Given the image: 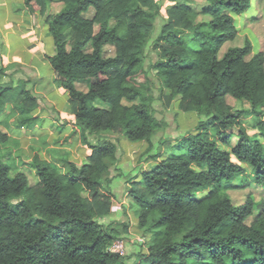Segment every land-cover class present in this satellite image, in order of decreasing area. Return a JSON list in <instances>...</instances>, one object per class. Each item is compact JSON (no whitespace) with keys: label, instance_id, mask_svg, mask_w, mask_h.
<instances>
[{"label":"trees","instance_id":"16d2710c","mask_svg":"<svg viewBox=\"0 0 264 264\" xmlns=\"http://www.w3.org/2000/svg\"><path fill=\"white\" fill-rule=\"evenodd\" d=\"M53 1L24 5L49 24L54 82L68 91L73 121L92 151L82 165L37 154L31 163L37 181L24 170L11 175V166L0 159V264L123 263L124 255L111 250L117 233L99 221L112 210L110 167L122 152L120 137L110 136L146 140L152 147V85L168 89L183 110L201 119L198 131L179 137L163 158L149 149L147 160L156 165L142 170L126 194L140 226L154 233L148 264H264V199L249 191L245 202L235 204L229 194L254 184L264 188V51L253 53L246 39L222 52L238 36L235 15L248 10L251 0H208L210 19L197 22L198 10L178 3L151 41L158 56L149 65L153 13L142 0H59L64 8L51 15ZM90 6L96 13L86 17ZM109 42L115 43L114 57L103 56ZM8 90L0 84V112L12 100ZM18 96V126L35 123L23 114L40 105L39 96L27 88ZM228 96L248 101L251 110L236 109ZM96 99L109 107L95 105ZM253 113L260 134L252 135L242 121ZM8 139L0 127V142Z\"/></svg>","mask_w":264,"mask_h":264},{"label":"rangeland","instance_id":"374dc122","mask_svg":"<svg viewBox=\"0 0 264 264\" xmlns=\"http://www.w3.org/2000/svg\"><path fill=\"white\" fill-rule=\"evenodd\" d=\"M258 1L259 0H252L251 7L248 10L249 12L246 15V18L241 20V18L239 19L236 16L234 17L235 24L237 28H239L238 36L235 39L226 42L222 48V52H224L229 46L244 44L246 39L251 42L253 53L256 52V47L257 49H260L257 44H254V48L252 40H250L251 38L255 39L253 35L255 32L253 29L256 24L255 22H260L261 20V18L258 17ZM178 3H187L195 10H198V16L195 18V22L210 19L209 13L206 11L209 4L208 0H142L143 8L153 13V27L149 37L150 43L146 47V65H149V62L151 60H155L158 56L151 41L159 35L161 27L165 23H168L170 10ZM64 6L65 4L63 1L55 0L51 4L49 13L51 15L56 14L64 8ZM6 12H8V16L11 21L16 22L19 17H22L23 20L25 19L27 22L33 24L32 19L29 18V13L26 11L24 3L19 0H6L3 5H0V19L6 14ZM95 13L96 9L94 6H90L88 10L83 12L86 17H93ZM39 15L40 17L45 18L44 15ZM115 24L116 21L111 19L110 27H113ZM240 28L245 32L244 35H246L242 37V39L239 37L241 35ZM261 30H263V28H261ZM193 35L194 33L191 30H187L185 32V36L187 38H191ZM50 38V40H47V43H49V53L51 47H53V50L55 51V44L51 34ZM86 50L91 51L92 45H88ZM115 55V43L109 42L105 44L103 47V56L114 57ZM38 59L37 55V62L39 61ZM50 66L51 63L48 62V65L42 67V71L44 73L49 72L51 70ZM152 73V76L154 77L155 70H152ZM13 74L14 72L12 74L11 72L9 74L7 73L6 77L2 78L3 75L0 71V84L8 86V92L11 94L12 98H15L17 95L16 93L22 86L14 87L13 82L10 83V85L9 83L7 84L4 82V80H10V78H13ZM36 82L37 81L33 80L32 83ZM82 87L84 86L82 85ZM39 90V103L45 106L44 109H46V113L50 116L46 118V121L52 122L53 127L57 128L58 131H54V134H44L43 132L38 134L40 137L39 139L36 138L37 142L31 141L34 146L33 151L36 152V154H38V151H41L40 157L44 160L52 162H56L62 158H67L75 161L79 165L86 163L89 159V155H91L92 149L85 142L81 129L77 127L73 121V115L69 110L68 92L63 87L57 86V84L52 80H50L48 85H45L43 89L39 88ZM31 91L33 92V90ZM148 94H153L154 96L152 101V111L155 115V131L152 137V147L146 140L130 141L118 134H114L115 136L111 134L110 136L115 140V137H120L119 144L122 152L119 153V159L112 160L110 167V176L113 177L111 191L116 193V197L113 198L112 210L110 214L100 218L99 221L102 222L105 227L107 226L117 233L118 237L115 242H121L123 244L124 253L122 255H124L125 258L122 264H148L146 256L148 254L149 246L152 243L154 233L146 227L140 226L139 218L135 210L130 207L126 194L128 193L132 181L137 176L141 175L142 170L150 169L156 165L155 159L147 160L149 149H151V151L157 150L159 153L158 158H163L165 155L173 151L174 145L180 141L178 140L179 137L185 135L186 133H195L198 131L197 124L201 119L200 115L196 111L183 110L180 107V98L178 96H173L168 89L162 87L161 85H152L151 91L148 92ZM18 98L19 96H17L16 100H13L14 107H11L12 114H16L18 112L15 108ZM227 101L236 109L251 110V106L248 101L239 100L232 96H228ZM93 103L98 106L109 107L108 104L100 99L94 100ZM6 105L0 112V119L5 115L7 117L6 122L5 124L0 123V125H7L9 131L11 132V137L6 142H0V159L11 166V175H14L18 170H24L28 171L29 175L37 181L38 176L33 165H27V159L29 156H27L25 151H21L22 149H20V141L17 139L22 137L15 135V130H17L16 128L20 127L18 126V122H16L18 121L17 118L19 117V113L15 117L16 119L12 120L10 118L12 114H6ZM260 114L264 116V112H261ZM257 116L258 115L256 113H253L242 118L243 123L248 127L249 132L252 135L260 134L259 128L256 125ZM36 121L35 123L34 121H28L25 125L27 128L30 127L33 129L35 128L34 126L36 123H38L37 125H42L40 118L37 122ZM68 124L72 125V129L65 133L62 130L64 125L66 127H70ZM2 126L0 127L2 128ZM2 129L6 131L5 128ZM89 138L92 141H95L97 136L96 134H91ZM261 139L264 142V138L262 137ZM233 141L235 142L236 138H234ZM29 142L30 141L27 139L22 140L21 143L23 147H27ZM221 147L230 150V147L227 145L221 144ZM234 160H236L235 157ZM245 166L247 173L251 174V167L249 165ZM239 181L240 179H237L235 182L239 183ZM78 188L84 197L91 198L92 194L90 190L84 187V185L78 184ZM249 191L254 193L257 201L264 199V188L255 184L252 185L251 188L231 190L229 191V194L235 204H241L245 202Z\"/></svg>","mask_w":264,"mask_h":264},{"label":"crops","instance_id":"0c3cea01","mask_svg":"<svg viewBox=\"0 0 264 264\" xmlns=\"http://www.w3.org/2000/svg\"><path fill=\"white\" fill-rule=\"evenodd\" d=\"M5 1L6 0H0V5H3ZM19 1L24 3V0H19ZM251 4H252V0H251ZM250 7L248 8V10L250 9ZM258 9H259L258 17L261 18V20L260 22L259 21L255 22L256 24L253 27V29L255 30V32L253 33L255 39L251 38L250 40H252L253 46L254 44L255 45L257 44L260 47V49L259 48L257 49L256 47L255 49L256 52L254 53L264 51V0L258 1ZM248 10H246L242 14L235 16L243 20L244 18L247 17L246 15L249 12ZM29 18L32 19L33 24L27 22L25 19L24 21L22 17H19L16 22L11 21V19L8 16V12H6V14L2 16L0 19V66L2 67L5 66L4 71L1 72L2 75L4 76V77L2 76V78H5L7 73L9 74L11 72L12 74L14 72L13 78H10V80H4V79L2 80H4V82L7 84L9 83V85L10 83L13 82L14 87L22 86L16 93L17 94L16 97L12 98V100L7 103L6 114H12L11 107H14L13 100H16L17 96L24 88L33 90V92L36 95H38L40 91L39 88L43 89L45 85H48L50 80L54 81L55 78L54 69L52 65L50 66L51 70L49 72L44 73L42 71V67L48 65V62L50 63L48 57L53 55L56 51V47H55V51L53 50V47H51L50 53L48 50L49 43H47V40L51 39L49 34V24L46 22L45 18L40 17L39 14H34V15L29 14ZM261 28H263V30H261ZM238 33H239V28H238ZM240 33L241 35L239 37L241 39L242 37L246 36L244 35L245 32L242 31L241 28H240ZM37 55L39 58L38 62L36 61ZM33 80L37 82L32 83ZM42 105L43 104H40L32 111H26L23 114V117L25 118L34 117L36 118L37 121L40 118V122L42 125H37L38 123H36L34 129L27 128L26 125H23L20 126L19 128L17 127L16 128L17 130H15V135L22 137L20 139H17L18 141H20L19 145L21 147L20 149H22L21 151H25L27 156H29V158L27 159L28 162L27 165H30L34 160V157L37 155L36 152L33 151L34 146L31 143V141L37 142V139H39L40 137V135L38 134H41L42 132L44 134L45 133L54 134L55 133L54 131L56 132L58 131L57 128L53 127L52 122L46 121V118L50 116L48 115V113H46V109H44L45 106ZM17 115L18 112L16 114H12L10 118L12 120H15L16 119L15 117ZM6 118L7 117L4 115L3 118L0 119V123L5 124ZM68 126L70 127H66L64 125L62 131L66 133L70 129H72L71 124H68ZM2 128L6 129L10 139L11 132L9 131L7 125H3ZM27 139L30 142L27 147L25 146L23 147L21 142L22 140H27ZM38 155L39 156L41 155V151H38Z\"/></svg>","mask_w":264,"mask_h":264},{"label":"built area","instance_id":"2783aa9c","mask_svg":"<svg viewBox=\"0 0 264 264\" xmlns=\"http://www.w3.org/2000/svg\"><path fill=\"white\" fill-rule=\"evenodd\" d=\"M111 250L113 251H117L121 254L124 253V248H123V244L121 242H114L112 245H111Z\"/></svg>","mask_w":264,"mask_h":264}]
</instances>
